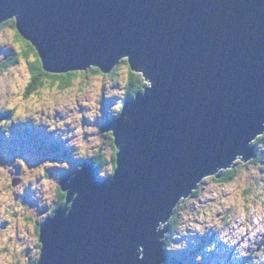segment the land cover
I'll return each instance as SVG.
<instances>
[{"label":"water","instance_id":"obj_1","mask_svg":"<svg viewBox=\"0 0 264 264\" xmlns=\"http://www.w3.org/2000/svg\"><path fill=\"white\" fill-rule=\"evenodd\" d=\"M43 69L148 83L101 130L115 165L59 180L65 201L39 226L35 264H162L163 226L203 178L254 156L264 132V0H0Z\"/></svg>","mask_w":264,"mask_h":264},{"label":"rangeland","instance_id":"obj_2","mask_svg":"<svg viewBox=\"0 0 264 264\" xmlns=\"http://www.w3.org/2000/svg\"><path fill=\"white\" fill-rule=\"evenodd\" d=\"M14 40V28L6 25L0 29V60L5 59L9 51L19 58L0 75V85L5 80L21 82L24 89L29 80L27 61L19 55L22 44ZM127 71L125 62L117 65L113 75L93 73L88 68L78 71L66 89L47 82L46 89L34 91L26 98L23 89L12 93L3 92L0 87V99L20 95L27 101L34 94L39 98L46 92L55 100L51 111L41 107L37 113L39 120L27 117L13 121L12 110L0 108V165L10 167L12 187L22 183L25 167L34 170L50 165L45 167L44 176L35 177L22 193H12L13 205L9 210L14 218H23L26 226L22 231L14 228L15 236L9 243L21 246L19 256L26 258L27 264H32L30 259L37 260L39 256L41 244L37 227L51 216L58 203L59 178L79 167L78 159L87 160L98 154L104 161L95 171L97 178L111 175L115 147L111 134L104 133L101 125L121 108ZM145 85H148L146 81ZM53 87L56 88L55 93L51 92ZM61 100L68 103L61 104ZM93 108L95 113L89 116ZM5 111L11 115L6 117ZM75 115H80L79 121L75 120ZM76 128L81 131L76 132ZM80 145H83V156L80 155ZM255 151L254 162L242 164L237 161L234 164L235 173L229 182L207 177L194 194L175 207L176 225L172 228L163 223L168 227L164 247L172 258L166 264H264V232L252 235L257 227L253 209L259 207L264 211V140L256 144ZM45 179L51 183L44 185ZM17 204L25 209L23 213L13 210ZM9 224L0 216V232L5 231ZM27 224L32 227H27ZM233 240L236 243L233 244ZM244 244L247 247L242 248ZM241 251L248 255L241 256Z\"/></svg>","mask_w":264,"mask_h":264},{"label":"clouds","instance_id":"obj_3","mask_svg":"<svg viewBox=\"0 0 264 264\" xmlns=\"http://www.w3.org/2000/svg\"><path fill=\"white\" fill-rule=\"evenodd\" d=\"M9 83H11L10 88H9ZM0 87H2L3 92H9L10 91L12 93H19V92H22L23 84L21 82H10V81L5 80V81H3L2 85H0ZM44 87L46 89L47 85H45ZM51 92L55 93L56 88L53 87L51 89ZM60 95L63 96L64 94L61 93ZM124 97H123L122 101L126 100V98L124 99ZM64 103H68V101L61 100V104H64ZM54 104H55V100L53 99V97L51 95H48L46 92H45V94L41 95L39 98H37V96L34 94L27 101L23 100L20 95H16L15 97L8 98V99H0V108H4L6 110H12V120L13 121L24 120L27 117H34L35 119L39 120L40 117L37 115V113L41 109V107L43 106L46 111H51ZM93 113H95V108H93L92 113H89V116H91ZM113 117H115V116H112L110 118H113ZM74 118L76 121H79L81 117H80V115H75ZM101 127H102V125H101ZM80 131H81L80 128H76V132H80ZM263 134H264V132L262 134L258 135L253 141L250 142V145L254 147V156L252 157V159H254L256 154H257L255 151L256 147H255L254 143L257 140V138ZM110 139H112V137H110ZM80 155L81 156L84 155L83 145H80ZM87 160H90V159H87ZM82 161H84V160H82ZM79 162H81V161H79ZM79 162H78V164H79ZM241 162L243 164H245L248 161L246 160V161H241ZM19 163L23 164V161H19ZM234 164L231 167L224 169L222 174L224 173V171H226L228 169H232ZM45 167H50V165L46 164V165L38 167L34 170H29L27 167H25L24 168V175L22 177V183L18 184L15 188H13L11 185L12 177L10 176V167L5 166V165H0V216H2L4 220L10 222V224L7 226L6 230L3 232H0V264H27L26 258L19 256V254L22 251L21 246L19 244H10L9 243L10 238H14V236H15L14 228L18 227L22 231L24 229V227L26 226V221L23 218H14L13 212L9 210V206L13 205L12 193L13 192L22 193L24 191V188L29 184L30 181H33L35 177L44 176ZM75 169L76 168H74L73 170H75ZM71 172H69V173H71ZM69 173H66L63 176H65ZM222 174L220 177H222ZM210 176H213L214 179L218 178L215 175H210ZM210 176H208V177H210ZM60 178H59V180H60ZM205 178H207V177H205ZM205 178H203V180ZM50 183L51 182L47 179H45L43 181L44 185H49ZM58 187H59V181H58ZM195 192H196V190H194L192 194H194ZM57 195H58V192H57ZM59 200L60 199H58V201ZM229 202L230 201H226V203H229ZM180 203H178L177 206ZM57 204H56V206H57ZM57 208L58 207L54 208L51 215L53 214V212ZM13 210L17 213H23L25 211V209L23 207L19 206L18 204L14 206ZM241 212H243V209H241ZM174 213L175 212L173 211V215L171 216V218L174 216ZM253 214H254L256 225H257V227L252 232V235L255 236V234L257 232H264V223H261V221H264V211H261V209L259 207H257L256 209H253ZM169 220L166 223H168ZM167 226H168V224H167ZM27 227L31 228L32 225L27 224ZM37 231L39 232V227H37ZM232 243L234 244V243H236V241L233 240ZM241 247L242 248L247 247V245L244 244V245H241ZM5 248H7V251H3V249H5ZM188 252H189V250H188ZM39 254H40V251H39ZM166 255H167V261L172 260V258L169 257V254L167 251H166ZM240 255L246 256V255H248V253L245 251H241ZM36 261L37 260H30L29 262L32 264H35Z\"/></svg>","mask_w":264,"mask_h":264},{"label":"trees","instance_id":"obj_4","mask_svg":"<svg viewBox=\"0 0 264 264\" xmlns=\"http://www.w3.org/2000/svg\"><path fill=\"white\" fill-rule=\"evenodd\" d=\"M5 24H10L11 27L14 26V29H15V19L14 18L8 19L5 22L1 23L0 29H2L5 26ZM17 39L22 40L26 44V47H27L26 50L24 52H22V55L19 54L23 60L27 61L26 62L27 67H28L27 69L29 71L30 82L26 83L24 85V89H23L24 93H25L24 94L25 98L28 97L34 91L45 88L44 86L47 82L51 85H56V86H58V88H61V89H66L67 87H69L71 85L74 77L77 75L78 71H80V70L70 71V72H66L63 74H54V73L46 72L43 69L42 62H41L40 57L38 56V53L35 50V48L32 46L31 43L24 40L19 35V33L16 31L15 40L17 41ZM13 56H14V54L13 55L9 54V56L7 58H5V59L2 58L0 60V75L3 72L7 71L8 67H11L14 64H16V60L19 58L18 57L14 58ZM29 59H32V60H29ZM8 61L9 62L11 61V63H9ZM123 62H125L128 66L125 97H124V99L125 98L128 99V98H132L137 92L142 91L144 88L145 82H144V79L140 73L131 70L126 59L121 60L119 62V64L123 63ZM89 69L91 71H93V73H100L98 68L89 67ZM116 69H117V66L109 74L113 75L115 73ZM5 113L8 114L7 116L11 115V113H8V111H5ZM262 140H264V134L257 138V140L254 143L255 147H256V144ZM51 145L53 146L56 144H51ZM82 160H84V159H80V160L78 159V162L82 161ZM90 160L95 163L96 169L104 161V159L102 158V156L100 154L94 155ZM112 161L115 165V153L112 156ZM249 162L252 163V162H254V160L251 159ZM234 173H235L234 168L228 169V170L224 171V173L222 174V177L215 178V180L216 181H222V182H229L233 178ZM58 196H59L60 200L58 201L59 203L57 204L56 207L63 205V203L65 201V199H64L65 198V192H63L60 188L58 191ZM167 224H168V226H170L172 228L174 227V225H176L174 216L169 220V222Z\"/></svg>","mask_w":264,"mask_h":264},{"label":"flooded vegetation","instance_id":"obj_5","mask_svg":"<svg viewBox=\"0 0 264 264\" xmlns=\"http://www.w3.org/2000/svg\"><path fill=\"white\" fill-rule=\"evenodd\" d=\"M6 25H10V24H5V26ZM4 26V25H3ZM11 26V25H10ZM4 28V27H3ZM12 28H14V26L12 27ZM14 31H15V38H16V29H14ZM15 42H16V40H15ZM17 42H19V43H21L22 45H21V50H20V55H22V52H24L25 50H26V44L22 41V40H19V39H17ZM9 54H11V55H13V53H12V51H9L6 55H5V58H7L8 56H9ZM14 58L16 57V55H14L13 56ZM18 61V59L16 60V62ZM9 62V61H8ZM9 63H11V61L9 62ZM14 64V63H13ZM28 83V82H27ZM6 115V117H7V113H5Z\"/></svg>","mask_w":264,"mask_h":264},{"label":"bare ground","instance_id":"obj_6","mask_svg":"<svg viewBox=\"0 0 264 264\" xmlns=\"http://www.w3.org/2000/svg\"><path fill=\"white\" fill-rule=\"evenodd\" d=\"M10 19H12V18H10ZM30 82V80H28V83ZM252 159V158H251ZM249 162V161H248ZM197 189V188H196ZM195 189V190H196ZM40 223V222H39ZM167 250H166V248H165V252H166ZM167 262V261H166ZM166 262H164V263H162V264H166Z\"/></svg>","mask_w":264,"mask_h":264}]
</instances>
